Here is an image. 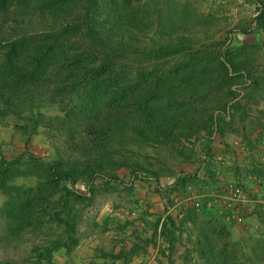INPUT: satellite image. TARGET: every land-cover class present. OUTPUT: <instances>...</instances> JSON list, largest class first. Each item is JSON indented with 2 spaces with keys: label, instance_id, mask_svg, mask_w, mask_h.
Masks as SVG:
<instances>
[{
  "label": "rangeland",
  "instance_id": "374dc122",
  "mask_svg": "<svg viewBox=\"0 0 264 264\" xmlns=\"http://www.w3.org/2000/svg\"><path fill=\"white\" fill-rule=\"evenodd\" d=\"M45 2L52 7L46 12L49 24L65 29L55 37L59 46L62 37H86L66 29L81 18L85 0H34V5ZM141 2L122 0L130 10ZM148 2L151 9L154 2L158 7L167 2L172 7L166 10L188 13L178 19L176 13L142 8L148 11L138 17L143 41L128 42L129 72L131 77L147 73L153 61L161 75L185 71L176 80L182 87L176 94L157 88L146 99L183 104L188 121L170 128L171 113L183 117L164 107L157 115L168 123L158 122L159 129H125L109 138L105 150H93L95 145L82 140L90 134L79 133L72 122V132L67 131L62 109L73 107L76 96L62 101V89L47 87L43 98L25 99L18 110L0 113V264H62V241L75 229H92L93 239L106 231L115 236L113 249L84 250L83 264H264V204L251 212V205L220 196L235 187L254 196V179L264 183V169L254 158L264 146V0ZM2 19L5 26L11 21ZM154 21L167 25L166 35ZM147 35L172 37V44L160 50ZM227 64L245 71L252 84L244 100L232 106L231 121H221L210 140L213 113L230 99ZM138 82L144 91L146 79ZM199 140L204 160L195 148ZM93 151L102 155L100 165L81 158ZM75 204L78 213L66 215L63 207L72 211Z\"/></svg>",
  "mask_w": 264,
  "mask_h": 264
},
{
  "label": "trees",
  "instance_id": "16d2710c",
  "mask_svg": "<svg viewBox=\"0 0 264 264\" xmlns=\"http://www.w3.org/2000/svg\"><path fill=\"white\" fill-rule=\"evenodd\" d=\"M140 1L136 9L130 10L123 5L122 0H85L79 22L66 29L79 31L86 37H62L59 46L61 40L55 37L59 36V32L64 33L65 29H57L47 21L46 12L51 10V5L45 2L42 7H37L34 0H0L2 20L11 19L6 26L0 23V113L4 115L6 110H18L26 105V100L43 98L47 94V87L52 91L62 89V101L69 96H76L73 107L62 109L67 131L72 132V122L79 133L90 134L89 139L82 140L83 144L91 145V148L95 145L93 150H105L110 144L109 138L116 133L124 135L125 129L137 131L140 125L159 129L158 122H167L160 115L164 107L176 108L178 115L183 117L178 120L174 113H169V122H174L173 126L169 125L170 128L174 129L181 121L187 122L190 113L186 108H181L183 104L178 106L179 102L172 99L162 106L161 100L151 98L153 102L150 100L148 103L146 99V95L151 96L157 88L167 90L170 96L176 94L182 88L176 80L184 78L185 71L161 75L156 68L158 65L153 61L147 73L137 71L131 77L129 72L126 53L128 42L142 43V34H137L141 32L143 24L139 19L144 13L142 8L151 9L148 0ZM153 4L155 6L151 12L160 15L165 13L173 16L176 13L177 18L182 19L188 13L186 9L179 12L166 10L165 7H172L167 2L161 7H158V3ZM34 12L37 14L34 15ZM153 23L159 33L167 34L165 23ZM8 30L17 33L9 36ZM147 38L154 45L161 44L160 50L169 47L173 40L172 37L156 35H147ZM140 77L146 79L144 91L138 86ZM50 80L52 84H49ZM161 81L164 83L160 84ZM130 82L134 83L132 90L129 89ZM48 98H52L51 95ZM147 108H150L149 113L142 118V112ZM98 152L93 151L81 158L100 165L103 158ZM1 161L5 162L2 158Z\"/></svg>",
  "mask_w": 264,
  "mask_h": 264
},
{
  "label": "built area",
  "instance_id": "2783aa9c",
  "mask_svg": "<svg viewBox=\"0 0 264 264\" xmlns=\"http://www.w3.org/2000/svg\"><path fill=\"white\" fill-rule=\"evenodd\" d=\"M213 1V0H210ZM227 70L230 77L233 78V82L229 86L230 99L229 101L221 108L216 109L213 113V127L212 132L209 137L210 140H213L219 131V123L221 121L230 122L232 119L231 110L232 106L236 103H240L244 100L247 90L252 84V79L248 76L245 71H235L231 66L227 64ZM196 150L198 151L201 158L206 159V153L204 150V142L197 141ZM254 158L256 165L264 169V146H260L254 152ZM173 182L175 178H172ZM256 186L260 188L255 189L254 196H249L247 193L243 192L240 188L235 187L231 194L225 192L220 196L224 199L238 202L244 206L251 205L252 210H256L259 203L264 204V190H263V180L259 178L254 179ZM253 211V212H254Z\"/></svg>",
  "mask_w": 264,
  "mask_h": 264
},
{
  "label": "crops",
  "instance_id": "0c3cea01",
  "mask_svg": "<svg viewBox=\"0 0 264 264\" xmlns=\"http://www.w3.org/2000/svg\"><path fill=\"white\" fill-rule=\"evenodd\" d=\"M220 151V150H219ZM218 151V152H219ZM159 186H160V190H163L162 188H164V183H163V178L159 179ZM169 184V183H168ZM75 187H77V184H74ZM189 188H191V184L187 185ZM161 201L165 200L164 196H159ZM65 205H66V201ZM112 202H114L113 198H109V201L107 203V206L112 205ZM77 203V202H75ZM161 204V202H160ZM106 206V207H107ZM114 205H112L113 208ZM77 208V204H75V209L74 210H70L69 206H64L63 210L65 211V213H73L77 214L78 210ZM108 208V207H107ZM66 213V215H67ZM96 233L92 231V229L90 231H79V229H75L74 231L70 232L68 235H66L65 240L62 241V264H71V262L73 261L75 264H83L82 262L84 261V256H86L83 251L84 250H93L96 248H103V250H108V249H113L114 248V243H113V239L115 236L113 235V233L106 231L104 232L103 235H100V238H92L93 235H95ZM89 235V241H85V237ZM73 237V239H71ZM104 237V238H103ZM103 238V239H102ZM123 243V242H122ZM119 243V244H122ZM102 258H100L101 260ZM108 260V258L106 259Z\"/></svg>",
  "mask_w": 264,
  "mask_h": 264
}]
</instances>
